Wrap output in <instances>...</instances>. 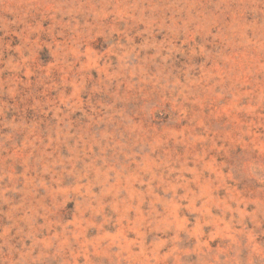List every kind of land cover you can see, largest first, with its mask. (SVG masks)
<instances>
[{"label": "rangeland", "instance_id": "rangeland-1", "mask_svg": "<svg viewBox=\"0 0 264 264\" xmlns=\"http://www.w3.org/2000/svg\"><path fill=\"white\" fill-rule=\"evenodd\" d=\"M0 264H264V0H0Z\"/></svg>", "mask_w": 264, "mask_h": 264}]
</instances>
